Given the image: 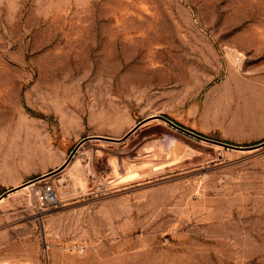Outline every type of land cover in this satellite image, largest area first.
<instances>
[{"label":"rangeland","instance_id":"rangeland-1","mask_svg":"<svg viewBox=\"0 0 264 264\" xmlns=\"http://www.w3.org/2000/svg\"><path fill=\"white\" fill-rule=\"evenodd\" d=\"M155 115L264 141V0H0V195ZM33 183L0 264H264V146L154 118Z\"/></svg>","mask_w":264,"mask_h":264},{"label":"water","instance_id":"water-1","mask_svg":"<svg viewBox=\"0 0 264 264\" xmlns=\"http://www.w3.org/2000/svg\"><path fill=\"white\" fill-rule=\"evenodd\" d=\"M154 118H159V119H162L163 121L173 125L174 127L180 129L181 131L185 132V133H188L194 137H197V138H200V139H203V140H206V141H209V142H212V143H216V144H220V145H223V146H227V147H231V148H236V149H240V150H256V149H259L261 147L264 146V141L260 142V143H257V144H252V145H237V144H232V143H229V142H225V141H221V140H217V139H214V138H211V137H208L206 135H203L199 132H196L194 130H191L179 123H177L176 121H174L173 119L169 118L168 116L166 115H155V116H151V117H148V118H145L143 120H141L138 124H136L132 129H130L125 135H123L122 137H111V136H104V135H92V136H87V137H84L81 141L78 142V144L73 148V150L71 151L70 155L68 156V158L66 159V161L60 166L58 167L57 169H54L48 173H45L39 177H36L20 186H17V187H14V188H11V189H8L7 191L3 192L1 195H0V200L2 198H4L7 194L15 191V190H18L20 188H22L23 186L27 185V184H30V183H33V182H36V181H39L41 179H44V178H47L49 176H52L60 171H62L73 159V157L75 156L76 152L78 151L79 147L86 141L88 140H91V139H102V140H105V141H112V142H122L124 140H126L129 136H131L141 125H143L145 122L151 120V119H154Z\"/></svg>","mask_w":264,"mask_h":264},{"label":"built area","instance_id":"built-area-1","mask_svg":"<svg viewBox=\"0 0 264 264\" xmlns=\"http://www.w3.org/2000/svg\"><path fill=\"white\" fill-rule=\"evenodd\" d=\"M237 61L239 63H243L244 58L242 55L237 56ZM102 181H96V184L94 185L95 190L101 189V183ZM58 201V194L54 186H52L49 183H46L43 187L42 194L40 196V202L43 206L48 207L54 205Z\"/></svg>","mask_w":264,"mask_h":264},{"label":"bare ground","instance_id":"bare-ground-1","mask_svg":"<svg viewBox=\"0 0 264 264\" xmlns=\"http://www.w3.org/2000/svg\"><path fill=\"white\" fill-rule=\"evenodd\" d=\"M87 150H88V149H87ZM89 156H90V155H89ZM33 184H34V183L27 184V185L23 186L22 188L24 189V188L31 187ZM1 200H2V199H1Z\"/></svg>","mask_w":264,"mask_h":264}]
</instances>
